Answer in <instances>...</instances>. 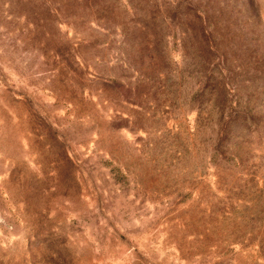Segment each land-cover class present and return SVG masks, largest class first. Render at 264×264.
Returning a JSON list of instances; mask_svg holds the SVG:
<instances>
[{"label": "rangeland", "instance_id": "obj_1", "mask_svg": "<svg viewBox=\"0 0 264 264\" xmlns=\"http://www.w3.org/2000/svg\"><path fill=\"white\" fill-rule=\"evenodd\" d=\"M0 264H264V0H0Z\"/></svg>", "mask_w": 264, "mask_h": 264}]
</instances>
